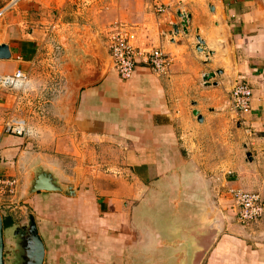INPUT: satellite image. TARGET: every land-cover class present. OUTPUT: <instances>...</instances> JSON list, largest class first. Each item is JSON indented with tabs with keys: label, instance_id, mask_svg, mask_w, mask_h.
<instances>
[{
	"label": "crops",
	"instance_id": "1",
	"mask_svg": "<svg viewBox=\"0 0 264 264\" xmlns=\"http://www.w3.org/2000/svg\"><path fill=\"white\" fill-rule=\"evenodd\" d=\"M154 1L164 14L150 9ZM135 3L29 0L0 24V45L11 52L0 75L20 70L29 78L15 93L0 92V116L13 101L30 116L23 137L5 134L0 118V177L19 181L24 206L1 215L4 264L29 260L18 245L28 227L43 245L42 264H264V217L241 227L226 195L239 188L264 202V0ZM115 23L138 27L136 46L162 48L170 71L158 77L139 65L123 81L109 68L78 91L69 119L62 103L81 34L89 30L104 45ZM238 81L253 90L245 116L230 109ZM29 92L33 104L24 103ZM42 172L73 195L30 193ZM196 213L205 234L182 228ZM211 218L223 228L214 242Z\"/></svg>",
	"mask_w": 264,
	"mask_h": 264
},
{
	"label": "built area",
	"instance_id": "2",
	"mask_svg": "<svg viewBox=\"0 0 264 264\" xmlns=\"http://www.w3.org/2000/svg\"><path fill=\"white\" fill-rule=\"evenodd\" d=\"M155 11L160 14L166 11L162 4L155 5ZM133 26L115 24L106 31L109 42L112 68L122 80H130L136 66L141 63L150 68L157 76L169 72L171 60L158 49L143 50L135 46L136 33ZM28 82V77L22 71L0 76V89L12 90ZM231 110L238 116H244L251 111L253 92L250 86L239 81L229 93ZM244 114V115H243ZM24 122L13 118L4 124V130L9 135L21 136L24 133ZM19 182L13 178L0 177V212L21 210L16 199L19 194ZM228 199H234L238 207L236 222L240 226L251 227L264 217V202L257 193L240 189L227 190Z\"/></svg>",
	"mask_w": 264,
	"mask_h": 264
},
{
	"label": "water",
	"instance_id": "3",
	"mask_svg": "<svg viewBox=\"0 0 264 264\" xmlns=\"http://www.w3.org/2000/svg\"><path fill=\"white\" fill-rule=\"evenodd\" d=\"M187 19H189V16H183L184 25L187 24ZM81 39L82 41L78 42V46L81 49L80 59L74 63L73 70L69 72L71 74L67 76L66 90L68 89V99H65L62 103V107L66 108L67 113H69V119L72 118L73 111L76 106L78 91L86 86H92L99 83L106 75L111 63V57L107 49L103 47L99 39L95 38V36H93L89 30H86L85 33L81 34ZM198 42L202 43L199 38ZM10 59L11 52L9 47L5 44L0 45V60L3 61ZM214 76V74H209L204 78V80H210ZM194 115L198 116V112H194ZM198 120L200 121V117H198ZM247 157L251 159L250 154H248ZM40 191L64 192L66 195H73V190L71 189V187L68 189H62L55 184V179L53 178V176L45 172L38 174V176L34 179L29 192L36 193ZM161 214L164 216V212H161ZM166 214L167 213H165V216ZM213 220L214 218L208 220L210 225L207 227V230L209 228L211 229L210 241L212 242L216 240L218 235L223 230L222 226L218 225L216 222H213ZM203 221H205V217L203 215H201L200 218V215L197 213L193 216L192 214H190L183 222L182 228L188 234H192L197 231L203 234L206 231V228L203 226ZM2 229L3 225L0 214V264H4V244L2 238ZM20 238L21 242L18 244L20 246L19 248H21V250H29V260L26 259L25 261V259H23V262L21 264H42L44 255L43 245L40 239L35 235L34 227H28L24 236ZM161 254L164 255V253ZM188 254L189 252L187 253V256H185V259L188 258ZM15 255H20V252H16Z\"/></svg>",
	"mask_w": 264,
	"mask_h": 264
},
{
	"label": "rangeland",
	"instance_id": "4",
	"mask_svg": "<svg viewBox=\"0 0 264 264\" xmlns=\"http://www.w3.org/2000/svg\"><path fill=\"white\" fill-rule=\"evenodd\" d=\"M29 0H0V24L2 25V24H5L6 22H7V20H8V17L11 15V14H13V13H16V9L18 8V6H19V4H22V3H24V2H28ZM96 1H98V0H96ZM102 1V0H101ZM105 1H108V0H105ZM130 2H132V4H136L135 2H136V0H129ZM138 1V0H137ZM139 1H141L142 3H144V4H146L147 3V1L148 0H139ZM89 2H90V0H89ZM158 4H160L159 2H156V1H154L153 3H152V6L150 7V9L151 10H153V12L155 13V14H158L156 11H155V5H158ZM162 14H164V12L163 13H160L159 15H162ZM115 24H121V23H115ZM115 24H113V25H111V26H109L104 32H103V39H104V45H103V47H105L106 49H107V51H108V53H109V55H110V51H109V42H108V39L106 38V31H110V28L111 27H113ZM122 24H127V23H122ZM127 25H130V26H133V27H135V28H133V32L134 33H136V41H137V33H138V27H136V26H134V25H132V24H127ZM4 30H5V28L3 27L2 28V31H3V36H4ZM1 31H0V36H1ZM2 36V37H3ZM6 37V36H5ZM0 40H2V38H0ZM136 41H135V46H136ZM137 47V46H136ZM138 48V47H137ZM154 49H158V50H161L162 52H163V54H164V51L162 50V48H158V47H155V48H151L150 50H154ZM144 50V49H143ZM167 56V55H166ZM111 57V56H110ZM168 57V56H167ZM169 58V57H168ZM170 59V58H169ZM171 60V59H170ZM172 62V61H171ZM139 65H143L144 67H146V68H148L147 66H145L144 64H141V63H139L137 66H139ZM137 66H136V68H137ZM171 66H172V63H171ZM53 68V67H52ZM135 68V69H136ZM171 68V67H170ZM55 69H57L58 70V68L57 67H55ZM110 69H112L113 71H115L113 68H112V64L110 63ZM150 71H152L150 68H148ZM17 71H20V70H17ZM169 71H170V69H169ZM116 72V71H115ZM135 72V71H134ZM15 73V72H14ZM24 73V72H23ZM117 73V72H116ZM152 73L154 74V75H156L153 71H152ZM13 74V73H12ZM118 74V73H117ZM168 74V73H167ZM166 74V75H167ZM4 75H7V74H4ZM26 75V74H25ZM0 76H2V75H0ZM27 76V75H26ZM119 76V75H118ZM157 76V75H156ZM165 76V75H164ZM28 77V76H27ZM158 77H163V76H158ZM119 78H120V76H119ZM133 78V77H132ZM131 78V79H132ZM29 79V78H28ZM121 79V78H120ZM130 79V80H131ZM122 80V79H121ZM123 81H128V80H123ZM239 82V81H238ZM237 83V82H236ZM235 83V84H236ZM235 84H234V86H235ZM233 86V87H234ZM232 87V88H233ZM24 88V87H23ZM23 88H21L20 90H22ZM26 88H28V87H26ZM30 89L32 88V87H29ZM16 88H14V89H12V90H4V89H0V92H2V93H9V92H13L14 90H15ZM252 92H253V90H252ZM13 93H15V92H13ZM23 93V92H22ZM14 95V94H13ZM21 96V98H23V97H25L26 96V100H25V98H24V103L25 104H28V101L30 100V101H32V103L31 104H33V103H35V102H33V97H32V93H26V95L24 96L23 94H20ZM21 103V102H20ZM39 104H40V101H39ZM41 104H42V102H41ZM12 105H13V112L12 111H10V112H8V114L7 115H1L0 116V118H1V120L3 119V125H2V127H3V132L5 133V134H7L6 132H5V130H4V124H6L9 120H11V119H13V118H16V119H18V120H21V121H23L24 122V133L21 135V136H15V137H23L25 134H26V131H27V124H26V119H29L30 118V116L28 115V111H27V108H26V110L22 113L21 112V110H22V108H20V109H15V107H16V104H15V101H13V103H12ZM29 106H31V105H29ZM12 108V107H11ZM230 109H231V106H230ZM251 110H252V107H251ZM34 111V110H33ZM43 112V111H42ZM251 112V111H250ZM249 112V113H250ZM35 113H38V111L36 110V112ZM248 113V114H249ZM244 115V114H243ZM247 115V114H246ZM3 116V117H2ZM19 116V117H18ZM245 116V115H244ZM7 135H9V134H7ZM10 136H14V135H10ZM105 175H107V176H110L111 178H113V179H119V178H123V176L125 177V175L122 173V172H119L118 170H113V169H110V170H108L107 168H106V170L103 172ZM90 173L89 172H85L84 171V175H89ZM14 179V178H13ZM17 180V179H16ZM57 180V179H56ZM57 181H59V180H57ZM19 182V181H18ZM20 187V186H19ZM233 189H239V188H233ZM19 190V189H18ZM229 190V189H228ZM240 190H242V189H240ZM243 191H245V190H243ZM247 192V191H246ZM226 195H227V193H226ZM230 201H231V203H232V206L234 207V209L236 210V213H238V207H237V205H235V201H234V199H229ZM16 201V203L18 202L19 203V205H20V207H21V210H15V211H11V210H9V211H3V212H0V214L1 215H3L4 213H14V214H21L23 211H24V206H23V202H21V200H20V198H19V194H18V197H17V199L15 200ZM217 205H219L218 204V201H217ZM218 208H219V206H218ZM26 211V210H25ZM220 213V212H219ZM222 214V216H223V218H224V215H223V213H221ZM224 220H225V218H224ZM225 221H227V220H225ZM238 224V223H237ZM256 225V224H255ZM241 227H244V226H241ZM252 227V226H251ZM145 250H143V249H141V252H139V253H136V255H141L143 252H144ZM146 252H148V251H146ZM146 255H149V253H146Z\"/></svg>",
	"mask_w": 264,
	"mask_h": 264
}]
</instances>
